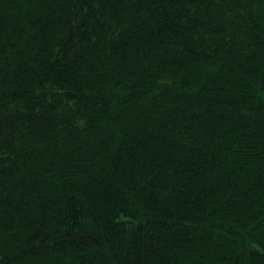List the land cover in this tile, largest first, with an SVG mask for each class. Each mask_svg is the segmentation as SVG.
Listing matches in <instances>:
<instances>
[{
    "label": "trees",
    "instance_id": "obj_1",
    "mask_svg": "<svg viewBox=\"0 0 264 264\" xmlns=\"http://www.w3.org/2000/svg\"><path fill=\"white\" fill-rule=\"evenodd\" d=\"M0 264H264V0H0Z\"/></svg>",
    "mask_w": 264,
    "mask_h": 264
}]
</instances>
